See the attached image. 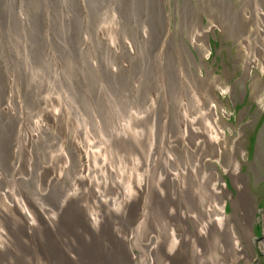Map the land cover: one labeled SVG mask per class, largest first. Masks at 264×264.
Instances as JSON below:
<instances>
[{"label": "bare ground", "instance_id": "6f19581e", "mask_svg": "<svg viewBox=\"0 0 264 264\" xmlns=\"http://www.w3.org/2000/svg\"><path fill=\"white\" fill-rule=\"evenodd\" d=\"M238 2L254 20L255 30L246 38L250 65L261 60L263 66L264 0ZM123 3L114 0L110 11V24L120 25L118 30L90 25L85 14L94 8L92 0L88 5L86 0H0V264H138L136 250L140 264L251 260L237 228L239 222L248 241L253 236L255 211L237 157L242 148L228 137L217 112L221 101L202 77L191 49L201 57L207 30L201 29L193 10H186L179 41L174 42L176 26L173 30L164 9L135 0L127 13ZM220 13L226 27L236 31L230 28L234 18ZM78 14L81 30L75 25ZM44 15L51 19L47 29ZM126 15H132V24ZM33 18L44 29L47 44L37 42L35 33L22 40L23 26ZM157 32L161 50L155 48L156 58L151 52L134 57L143 62L141 73L138 62L102 57L105 48L107 56L126 48L135 52L138 42L146 53ZM75 41L72 53L62 48ZM40 45L48 53L52 47L50 59L35 51ZM84 67L98 85L97 97L113 87L110 74L130 77L132 86L119 87L120 104L136 103L143 109L135 122H122V136L86 139L83 131L97 132L91 130L93 122L82 126L70 120L67 112L78 93L68 92L60 78L68 75L84 91L88 83L78 73ZM62 95L72 102L65 96L61 110L55 106ZM115 104L111 100L105 105L111 116L119 111ZM144 106L151 115L153 109L157 122L148 119ZM219 166L230 175L236 195ZM227 198L233 205L230 213Z\"/></svg>", "mask_w": 264, "mask_h": 264}, {"label": "rangeland", "instance_id": "374dc122", "mask_svg": "<svg viewBox=\"0 0 264 264\" xmlns=\"http://www.w3.org/2000/svg\"><path fill=\"white\" fill-rule=\"evenodd\" d=\"M39 1L42 2V0ZM113 1L114 0H110L107 4H101L99 3V0H92L94 8L88 14H85L90 25L99 26L105 24L109 29L117 28L119 30L121 28L118 24H110L112 19L110 11L113 9ZM125 1L127 4L123 3V5L120 6L124 7V10L127 9L128 13L130 11V6L134 4L135 0ZM148 1H150V4L153 3L155 7L158 6V9L161 7L169 16H171L170 21L173 30L175 26L177 30L174 42L179 41L178 39L181 35V15L186 10H193L197 15L198 21L202 24L201 29L207 30L205 36H207L208 45L204 46L201 44V57L202 55L204 56V64H202L199 51L193 46L191 49L201 67L202 77H204L210 84L214 96L218 98V101H221V104L217 106V112L221 121L224 120L226 123L224 124V128L228 137L230 140L237 139L242 148L241 150H237V157L241 164L240 172L245 181L246 189L251 197L252 208L255 211V216L251 224L253 236L250 237L249 241L244 236L241 224L237 222L238 232L243 240V244L248 254L251 255L250 262L247 263L245 259H242L240 264H264V64L261 66V60H259V65H250L249 61L252 58V53L249 48V41L246 40L247 36H251L255 30L252 24L254 23V20L252 17L247 18L245 16V11L239 9L240 3L238 0H228L229 2L226 0ZM220 10L225 11L227 15L229 14L234 18L230 28L234 27L236 31L230 30L226 27L228 21H225L224 17L221 18L222 14L220 13ZM36 13L39 15L38 10H36ZM81 16V14H78L76 17V30L82 29L83 24L81 22ZM211 16H214L215 18H212ZM120 18L121 14L118 16L117 20H120ZM131 18L132 15H126V20L130 19L129 24L133 23ZM43 19L46 28V23H51V19H46L45 15ZM23 27L25 30L23 29L24 37L22 40L30 38V33H35L34 39L37 42L47 44L43 41V39H45L44 29L42 31L35 18H33V22L27 23ZM55 29L57 31L56 24ZM186 29L187 27L182 28L184 34H188ZM173 30L170 31V34ZM160 39L161 34L157 32L155 40L153 41V46H150L146 53L142 52V47L138 42L135 52H132L130 48H126L118 50L117 53L111 56H107V53L105 52L106 48L104 47L105 49H102V57H105L104 59H126L131 60L134 63L138 62L133 61L134 57L144 58L145 54L149 56L151 52V57L156 58L154 51L155 48L158 49V53L161 50V43L158 44V40ZM184 39L186 40V43L191 45L190 39H188L187 36ZM93 41L95 42V39H93ZM202 41H204V39H202ZM76 42L77 41L73 43H63L62 48H68L72 53L73 50L70 48L73 47L72 45ZM48 48H50L49 53L47 49L45 50L43 45L36 47L35 51L39 53L42 58L47 59L48 56L50 59V55L53 52L52 47L48 46ZM170 53L173 54L174 52ZM135 65L137 66V73H141L143 62H138ZM84 71L85 67L78 71V73L85 78L86 83H88V86L84 91V86H81L79 89L77 83H74V87L71 80L68 79V75H64L60 78L65 84L68 92L75 91L78 95L75 97V103L72 102L71 97L62 95L60 103L55 107L62 110L63 99L66 96L74 105V108H69V111L67 112V114H71V121L73 119L75 122H81L80 125L82 126L84 122H93L92 129H90L96 130L97 132L83 131L82 135L86 136V139H93L97 135L99 138L112 139L115 136L121 135L120 130L122 122L125 124H127V120L135 122V116L138 113L137 111L143 109L142 106H139L136 103H126L123 107L120 104L119 97L122 95L123 90L119 89V87L127 88L132 86L133 84L130 77L123 76L122 78H117L116 74H110L108 78H112L113 87L105 88L104 92L100 93V96L97 97L96 91L98 90V85L95 83L96 81L93 78H90L89 74L87 75ZM209 73H213L212 78L210 79L207 77ZM53 79L56 84L58 81L57 76ZM72 80L73 82H76L75 79ZM143 86L147 88L149 82L144 83ZM61 89L64 90L63 87H61ZM137 92L139 94L142 93L140 90ZM183 93L186 94L185 86L183 88ZM134 94L137 96L136 93ZM143 95L147 97V93ZM34 96L35 95H33V99L35 100ZM111 100L116 101L115 106L119 110L115 116H111L105 109V105L111 104ZM33 110H35V108H33L32 111ZM144 110H146L144 112L145 114L150 115L148 119H151L152 122H157L153 109L152 115L151 109L144 106ZM159 111L163 114L162 106ZM117 122H119L120 125ZM109 123L116 124L112 127ZM114 129L119 130L117 133L112 134ZM123 136L126 137L127 135ZM127 139H129L128 136ZM111 153H109V155ZM132 154L135 157L134 149L132 150ZM219 170L222 173V178L227 182L230 191L236 195L237 190L233 185L230 175L223 171L222 166H219ZM226 200L228 203L225 206V209L230 213L233 211V205L228 198ZM140 257V252L136 250V260L138 264L141 263Z\"/></svg>", "mask_w": 264, "mask_h": 264}]
</instances>
